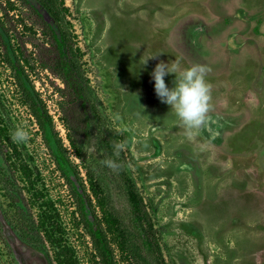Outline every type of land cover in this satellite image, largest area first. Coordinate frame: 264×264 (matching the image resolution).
I'll return each instance as SVG.
<instances>
[{
    "label": "rangeland",
    "instance_id": "1",
    "mask_svg": "<svg viewBox=\"0 0 264 264\" xmlns=\"http://www.w3.org/2000/svg\"><path fill=\"white\" fill-rule=\"evenodd\" d=\"M44 2L0 0V15L88 193V167L122 210L124 183L138 191L164 264H264V0H58L90 100L82 158L70 141L83 134L77 108L60 93L64 84L52 70L56 52L46 23L54 21ZM176 58L181 68L195 63L210 69L205 130L188 132L155 93L150 73L161 60ZM164 79L174 87V73ZM17 127L29 132L27 143L12 141ZM116 130L129 132L131 144ZM10 156L9 162L20 156L39 172L36 186L54 201L79 264H98L70 186L5 61L0 36V157ZM112 158L128 181L104 164ZM109 236L118 264H131L116 235ZM0 264H51L41 247L16 230L1 190Z\"/></svg>",
    "mask_w": 264,
    "mask_h": 264
},
{
    "label": "trees",
    "instance_id": "2",
    "mask_svg": "<svg viewBox=\"0 0 264 264\" xmlns=\"http://www.w3.org/2000/svg\"><path fill=\"white\" fill-rule=\"evenodd\" d=\"M57 1L45 0L44 2L45 7L52 14L54 26L57 27L46 23L53 37L56 52L52 70L64 84V87L58 88L60 93L67 95L77 108L79 128L82 129L83 134L79 141L70 136V141L76 155L82 158V144L89 133L91 124L90 100L70 34L61 24V10ZM4 13L7 14L6 11ZM0 36L5 50V61L14 74L22 99L41 130L58 170L70 186L80 223L90 237L98 264H118L109 232L116 235L122 253L131 264H164L157 229L148 216L141 194L125 182L123 191L127 203L122 210L114 204L109 190L103 187L99 178L89 167L86 168V175L92 195L88 193L86 183L71 160L46 103L35 90L21 57L16 54L11 45L9 30L1 15ZM114 133L123 134L126 143L131 144L132 138L129 132L116 130ZM13 147L16 149V146ZM9 161L11 156L10 158L0 157V190L7 200L8 207L12 210L16 230L23 238L41 247L47 253L51 264H79L75 249L65 235L54 201L51 198H45L36 186V177L39 172L35 173L20 156L12 160L18 163V166L15 164L18 172L12 168L13 162ZM117 173L123 177L122 180L128 181V175L122 166ZM26 192L29 193L30 198L27 197ZM34 207L37 208V212L34 211ZM97 208L102 212V217L98 216ZM127 214H130L129 219L126 218Z\"/></svg>",
    "mask_w": 264,
    "mask_h": 264
},
{
    "label": "clouds",
    "instance_id": "3",
    "mask_svg": "<svg viewBox=\"0 0 264 264\" xmlns=\"http://www.w3.org/2000/svg\"><path fill=\"white\" fill-rule=\"evenodd\" d=\"M158 54L143 57L142 64L147 65L148 60L155 59ZM209 71L207 66L195 63L181 68L179 59L176 58L168 63L161 60L150 73L157 97L170 106L188 132L205 130L207 127L211 108V85L206 81ZM171 73L175 74L173 88H169L164 79ZM10 136L17 144L27 143L30 139V134L24 127L15 128ZM119 147L117 146V155ZM104 164L114 171L121 167L114 160H106Z\"/></svg>",
    "mask_w": 264,
    "mask_h": 264
}]
</instances>
